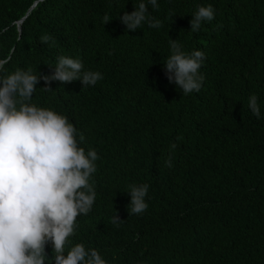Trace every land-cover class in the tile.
Listing matches in <instances>:
<instances>
[{
	"label": "trees",
	"instance_id": "16d2710c",
	"mask_svg": "<svg viewBox=\"0 0 264 264\" xmlns=\"http://www.w3.org/2000/svg\"><path fill=\"white\" fill-rule=\"evenodd\" d=\"M136 3L0 0L7 72L49 74L67 55L103 75L94 86L54 81L48 91L40 80L30 101L67 116L99 156L93 209L76 218L66 251L82 242L108 264H264V0H158L149 10L162 26L128 31L119 16ZM208 4L213 20L192 32L197 5ZM170 38L205 53L199 91L168 82ZM130 183L149 184L140 214L128 205ZM46 255H55L50 245Z\"/></svg>",
	"mask_w": 264,
	"mask_h": 264
},
{
	"label": "clouds",
	"instance_id": "9594fccd",
	"mask_svg": "<svg viewBox=\"0 0 264 264\" xmlns=\"http://www.w3.org/2000/svg\"><path fill=\"white\" fill-rule=\"evenodd\" d=\"M149 7L158 9V0H137L131 12L119 16L120 23L128 31L144 24L160 28L163 22L152 16ZM214 14L211 4L197 5L189 20L191 31L197 32ZM108 21L105 15L103 23ZM40 39L47 43L51 37ZM169 49L163 63L168 82L174 81L184 94L199 91L205 53L185 51L171 38ZM52 68L49 74H37L31 67L7 72L0 62V264H108L98 249L82 242L66 251L78 226L76 218L87 215L97 197L92 175L97 171L98 153L81 146L84 136L67 116L30 102L40 80L45 85L42 89L48 91L54 81L79 80L82 87L94 86L103 75L67 55L58 56ZM247 103L260 118L258 96L251 94ZM175 148V143L170 145ZM127 189L131 213L144 212L149 184L130 183ZM122 220L116 213L112 216L116 225ZM49 245L54 257L46 255Z\"/></svg>",
	"mask_w": 264,
	"mask_h": 264
},
{
	"label": "water",
	"instance_id": "95a60500",
	"mask_svg": "<svg viewBox=\"0 0 264 264\" xmlns=\"http://www.w3.org/2000/svg\"><path fill=\"white\" fill-rule=\"evenodd\" d=\"M35 4H36V2L34 3V5H35ZM34 5H33V6H34ZM24 18H25V17H23L20 21H22Z\"/></svg>",
	"mask_w": 264,
	"mask_h": 264
}]
</instances>
